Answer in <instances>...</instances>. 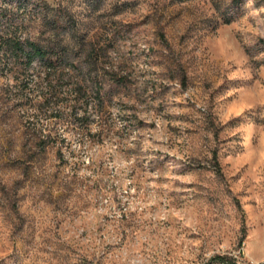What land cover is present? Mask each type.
Wrapping results in <instances>:
<instances>
[{"label": "rangeland", "instance_id": "rangeland-1", "mask_svg": "<svg viewBox=\"0 0 264 264\" xmlns=\"http://www.w3.org/2000/svg\"><path fill=\"white\" fill-rule=\"evenodd\" d=\"M229 1L94 0L90 17H70L68 0H0L22 36L67 46L98 83L71 67L46 77L0 63L16 81L0 85V128L19 133L23 153L0 179L38 174L0 200V237L39 233L57 264H264V1L245 0L225 24ZM55 16L66 31L52 30ZM106 140L135 145L117 149L136 157L127 191L103 159L84 178L71 163Z\"/></svg>", "mask_w": 264, "mask_h": 264}, {"label": "clouds", "instance_id": "clouds-1", "mask_svg": "<svg viewBox=\"0 0 264 264\" xmlns=\"http://www.w3.org/2000/svg\"><path fill=\"white\" fill-rule=\"evenodd\" d=\"M77 3L78 12L72 13L69 11V5ZM93 4L94 0H68L67 4H64V10L68 13L70 17H75L76 15H82L85 17H90L93 12ZM264 11V9H261ZM214 22H218L215 21ZM28 38L21 37V43L27 44ZM35 42V41H32ZM7 51L6 49L4 50ZM3 52H0V57L3 56ZM7 84L12 87L14 90L16 81L12 78V76H8L5 80L3 77H0V85ZM7 91V89H5ZM6 102V101H5ZM6 119V117H5ZM98 119V118H97ZM90 131L93 134H96L101 131L100 127L96 124L90 127ZM63 135L71 140L72 136L70 133H63ZM7 140V143H5ZM115 140V138H113ZM91 141H86L84 145V154L80 157L74 158L72 160V164H76L77 162H82L85 165V170H82L78 175L81 178L92 175V173L86 171V169L91 166L92 168H97L100 161L103 159L105 161L104 167L106 169L117 168L121 170L119 174L121 175V180L117 181L118 189L117 191H127V184L131 183V181L125 180L123 177L135 167L136 157H128L124 158L117 151L118 147L120 148H134L135 145L125 141L121 145H117L115 142L110 143L109 141H105L104 144L97 145L96 147H91ZM72 147L74 149L79 150V145L73 144ZM144 147H148L147 143H145ZM7 152L9 155L7 157L8 163H0V169L3 168H14L17 163H22V161L18 160V156L22 155L21 152V144L19 139V133H15L14 130L10 129L7 133L4 132L3 128H0V154ZM108 156H114V160H108ZM64 172L71 173V166L64 169ZM0 177H3V172L0 171ZM36 179L37 175H33L32 172L28 171L25 168L23 171H14L10 174V179H0V186L4 188V191H0V200H4L6 198L10 199H19L20 197L17 195V192L20 187L24 184V182L28 179ZM97 179V176H93V181ZM123 185V188H120L119 185ZM135 191V189H132ZM111 193H109V197ZM24 208H21V213H23ZM21 242H7L3 237H0V264H44V260H48L49 264H57L56 260L52 259L51 255L48 253H42L39 251L41 245L40 235L36 234L35 239L32 238L30 232L25 231L21 233ZM64 240H68L67 236H63ZM51 251V250H49ZM91 259V257H89Z\"/></svg>", "mask_w": 264, "mask_h": 264}, {"label": "trees", "instance_id": "trees-1", "mask_svg": "<svg viewBox=\"0 0 264 264\" xmlns=\"http://www.w3.org/2000/svg\"><path fill=\"white\" fill-rule=\"evenodd\" d=\"M244 1L230 0L227 4H224L221 9L222 22L229 24L241 15ZM15 21L14 17L12 18L11 15L4 11L0 14V52L4 53L0 57V63H2V67L6 71L20 69L22 72H26L34 64H38L44 76L55 77L64 68L71 67L74 71L84 74L93 83L97 82V75L95 77L92 76L90 64L83 62L81 59L76 60V53L73 50L58 42L43 44L32 37L22 36L18 32V24ZM51 25L55 33L67 30V25L62 24L60 18L56 16L53 18ZM21 37L28 38L29 42L27 44L21 43ZM260 43L263 44L264 39H261ZM5 49L7 50L6 52L4 51ZM116 81L121 83L123 78H118ZM96 84L98 85V83ZM95 94L100 97V95H105L106 93H102L97 86ZM214 160L217 171H219L216 155H214ZM213 259L224 264H235L224 256H215Z\"/></svg>", "mask_w": 264, "mask_h": 264}]
</instances>
